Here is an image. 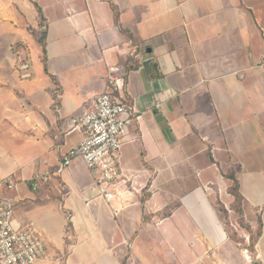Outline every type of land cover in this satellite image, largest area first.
I'll return each instance as SVG.
<instances>
[{"label":"crops","instance_id":"0c3cea01","mask_svg":"<svg viewBox=\"0 0 264 264\" xmlns=\"http://www.w3.org/2000/svg\"><path fill=\"white\" fill-rule=\"evenodd\" d=\"M263 57L264 0H0V197L37 264H264ZM113 67L139 118L108 204L81 159L52 174Z\"/></svg>","mask_w":264,"mask_h":264},{"label":"built area","instance_id":"2783aa9c","mask_svg":"<svg viewBox=\"0 0 264 264\" xmlns=\"http://www.w3.org/2000/svg\"><path fill=\"white\" fill-rule=\"evenodd\" d=\"M109 70L106 89L95 97L93 107L67 125L68 133H84L83 142L60 160L52 174L61 176L74 159H81L93 177L92 199L108 204L123 200L122 189L129 179L121 172L119 155L128 128L139 118L133 104L121 92L120 79L115 75L120 68ZM50 178V174H36L32 179L33 190H38L41 183H49ZM5 184L9 189L14 186L7 180ZM15 206L11 197H0V264H37L47 258L46 233L32 222L17 221ZM248 260L254 264L251 257Z\"/></svg>","mask_w":264,"mask_h":264},{"label":"trees","instance_id":"16d2710c","mask_svg":"<svg viewBox=\"0 0 264 264\" xmlns=\"http://www.w3.org/2000/svg\"><path fill=\"white\" fill-rule=\"evenodd\" d=\"M232 194L235 196V203L233 204V206L240 211L242 209V201L243 198L241 196V194L239 193V184L238 182L235 180V184L233 185L232 189H231Z\"/></svg>","mask_w":264,"mask_h":264},{"label":"rangeland","instance_id":"374dc122","mask_svg":"<svg viewBox=\"0 0 264 264\" xmlns=\"http://www.w3.org/2000/svg\"><path fill=\"white\" fill-rule=\"evenodd\" d=\"M11 181H12V183L15 185V180H14V178L13 177H11V179H10ZM43 184L41 183V185L40 186H42ZM45 185V184H44ZM39 186V187H40ZM229 215V214H228Z\"/></svg>","mask_w":264,"mask_h":264}]
</instances>
